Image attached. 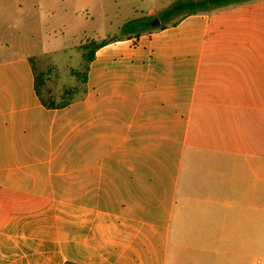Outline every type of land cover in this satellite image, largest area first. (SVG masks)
<instances>
[{
  "label": "crops",
  "instance_id": "crops-1",
  "mask_svg": "<svg viewBox=\"0 0 264 264\" xmlns=\"http://www.w3.org/2000/svg\"><path fill=\"white\" fill-rule=\"evenodd\" d=\"M2 33L0 264L262 263L264 0L100 46L60 107Z\"/></svg>",
  "mask_w": 264,
  "mask_h": 264
},
{
  "label": "rangeland",
  "instance_id": "rangeland-1",
  "mask_svg": "<svg viewBox=\"0 0 264 264\" xmlns=\"http://www.w3.org/2000/svg\"><path fill=\"white\" fill-rule=\"evenodd\" d=\"M174 1L28 0L21 8L11 5L0 27L3 25V40L9 44L8 54L28 50L34 54V69L40 79H46L43 95L57 104L71 97L73 89L81 88L79 76L71 70L79 73L84 69L82 45L119 35L125 22L149 16L151 7L166 9ZM259 258L264 264V256Z\"/></svg>",
  "mask_w": 264,
  "mask_h": 264
},
{
  "label": "trees",
  "instance_id": "trees-1",
  "mask_svg": "<svg viewBox=\"0 0 264 264\" xmlns=\"http://www.w3.org/2000/svg\"><path fill=\"white\" fill-rule=\"evenodd\" d=\"M254 0H176L171 6L162 10L154 16H143L133 18L125 22L120 28V34L103 39L100 42H88L82 45L84 49L85 66L82 72H77L76 69H72L71 72L74 76H79L80 85L84 81V71L89 61L92 60L95 50L104 44L121 40L124 38L136 37L144 32H150L154 30H160L167 26L175 25L182 18L197 14L217 11L226 7L236 6L243 3L251 2ZM153 21H158V24L153 25ZM36 73V94L38 95L42 104L46 107L64 106L74 99V95L78 91V88L72 90V96L68 97L66 101L55 103L52 99L45 98L43 95V86L45 85V79H40V75Z\"/></svg>",
  "mask_w": 264,
  "mask_h": 264
},
{
  "label": "water",
  "instance_id": "water-1",
  "mask_svg": "<svg viewBox=\"0 0 264 264\" xmlns=\"http://www.w3.org/2000/svg\"><path fill=\"white\" fill-rule=\"evenodd\" d=\"M152 24L156 25V24H158V21H153Z\"/></svg>",
  "mask_w": 264,
  "mask_h": 264
},
{
  "label": "built area",
  "instance_id": "built-area-1",
  "mask_svg": "<svg viewBox=\"0 0 264 264\" xmlns=\"http://www.w3.org/2000/svg\"><path fill=\"white\" fill-rule=\"evenodd\" d=\"M258 263H259V261H258Z\"/></svg>",
  "mask_w": 264,
  "mask_h": 264
}]
</instances>
